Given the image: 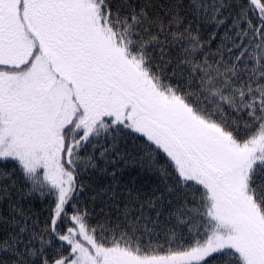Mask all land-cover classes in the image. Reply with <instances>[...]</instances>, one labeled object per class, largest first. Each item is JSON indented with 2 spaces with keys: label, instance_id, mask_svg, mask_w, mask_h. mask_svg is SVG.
<instances>
[{
  "label": "snow or ice",
  "instance_id": "obj_1",
  "mask_svg": "<svg viewBox=\"0 0 264 264\" xmlns=\"http://www.w3.org/2000/svg\"><path fill=\"white\" fill-rule=\"evenodd\" d=\"M210 262L264 264V0H0V264Z\"/></svg>",
  "mask_w": 264,
  "mask_h": 264
},
{
  "label": "trees",
  "instance_id": "obj_2",
  "mask_svg": "<svg viewBox=\"0 0 264 264\" xmlns=\"http://www.w3.org/2000/svg\"><path fill=\"white\" fill-rule=\"evenodd\" d=\"M33 207H34L35 211L39 212L44 207V205L39 200H36L33 204ZM41 218H43V217H41ZM210 264H211V262H210Z\"/></svg>",
  "mask_w": 264,
  "mask_h": 264
}]
</instances>
